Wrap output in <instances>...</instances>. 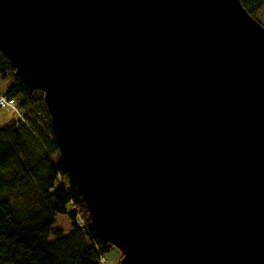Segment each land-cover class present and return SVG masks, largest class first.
<instances>
[{
    "label": "water",
    "instance_id": "obj_1",
    "mask_svg": "<svg viewBox=\"0 0 264 264\" xmlns=\"http://www.w3.org/2000/svg\"><path fill=\"white\" fill-rule=\"evenodd\" d=\"M118 264H264V27L240 0H0Z\"/></svg>",
    "mask_w": 264,
    "mask_h": 264
},
{
    "label": "trees",
    "instance_id": "obj_2",
    "mask_svg": "<svg viewBox=\"0 0 264 264\" xmlns=\"http://www.w3.org/2000/svg\"><path fill=\"white\" fill-rule=\"evenodd\" d=\"M240 2L264 27L257 18L264 0ZM13 72L0 50V78L12 81L5 94L15 98L22 111L21 117L0 124V264H97L113 246L92 231L85 201L56 146L42 95ZM68 205L71 228L63 233L54 222L57 215L68 213ZM76 207L82 212V226L75 221Z\"/></svg>",
    "mask_w": 264,
    "mask_h": 264
},
{
    "label": "rangeland",
    "instance_id": "obj_3",
    "mask_svg": "<svg viewBox=\"0 0 264 264\" xmlns=\"http://www.w3.org/2000/svg\"><path fill=\"white\" fill-rule=\"evenodd\" d=\"M257 18L261 20V22L264 25V9L259 11L257 14ZM11 79H2L0 78V91L5 92L7 87L11 83ZM38 95H42L41 91H37ZM21 114V113H20ZM20 114L17 111V108L15 107H2L0 108V124L2 125L3 123L13 119V118H19L21 117ZM59 154V153H58ZM57 153L52 155L53 161L57 160ZM72 207L70 205L67 206V212L66 214H61L57 215L55 217V227L59 228L63 233H66L70 230L71 228V223L68 214L71 213ZM121 253L119 252L118 249L115 247H112L110 250H108L106 253H104V258H105V264H118L119 259H120Z\"/></svg>",
    "mask_w": 264,
    "mask_h": 264
},
{
    "label": "built area",
    "instance_id": "obj_4",
    "mask_svg": "<svg viewBox=\"0 0 264 264\" xmlns=\"http://www.w3.org/2000/svg\"><path fill=\"white\" fill-rule=\"evenodd\" d=\"M17 100L15 98H8V96L5 94V92L0 91V108L2 107H15L17 108L18 113L20 114L22 111L20 110L19 107L16 106ZM21 115V114H20ZM36 115L42 117V115L39 112H36ZM47 118L44 119L46 121ZM76 212V223H78L80 226L83 225L82 222V212L80 211L79 207L74 208ZM97 264H105V258L104 255H100L98 257Z\"/></svg>",
    "mask_w": 264,
    "mask_h": 264
}]
</instances>
